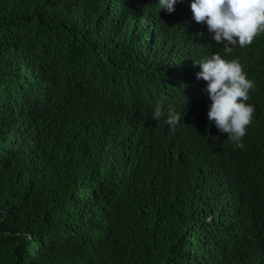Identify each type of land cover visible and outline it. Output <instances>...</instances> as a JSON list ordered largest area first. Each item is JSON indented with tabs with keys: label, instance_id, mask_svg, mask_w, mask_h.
<instances>
[{
	"label": "trees",
	"instance_id": "obj_1",
	"mask_svg": "<svg viewBox=\"0 0 264 264\" xmlns=\"http://www.w3.org/2000/svg\"><path fill=\"white\" fill-rule=\"evenodd\" d=\"M156 3L0 0V264H264V34L225 53ZM212 54L256 83L243 149L207 117Z\"/></svg>",
	"mask_w": 264,
	"mask_h": 264
},
{
	"label": "clouds",
	"instance_id": "obj_2",
	"mask_svg": "<svg viewBox=\"0 0 264 264\" xmlns=\"http://www.w3.org/2000/svg\"><path fill=\"white\" fill-rule=\"evenodd\" d=\"M177 2L157 0L156 5L159 12L172 13ZM190 9L194 21L206 25L211 39L223 45L225 53H231L237 45L245 48L264 34V0H190ZM193 62L200 68L196 78L206 82L208 120L220 133H227L235 148L243 149V138L255 114V106L248 103L255 81L248 78L238 59L212 54ZM161 117L171 128L180 122V115L171 106L166 112L161 105L155 108L152 119Z\"/></svg>",
	"mask_w": 264,
	"mask_h": 264
}]
</instances>
